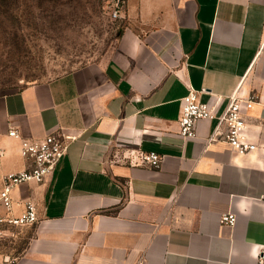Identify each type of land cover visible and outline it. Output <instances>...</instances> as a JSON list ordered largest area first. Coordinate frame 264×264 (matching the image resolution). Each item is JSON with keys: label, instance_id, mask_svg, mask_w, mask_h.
<instances>
[{"label": "crops", "instance_id": "1", "mask_svg": "<svg viewBox=\"0 0 264 264\" xmlns=\"http://www.w3.org/2000/svg\"><path fill=\"white\" fill-rule=\"evenodd\" d=\"M124 3L127 26L104 60L0 95V185L4 174L29 166L20 139L9 136L12 128L29 140L73 137L45 183L13 191L15 213L32 200L39 221L24 228L29 235L15 254L0 250V261L258 264L264 0ZM189 88L217 114L233 93L257 94L245 112L257 148L242 155L221 138L209 142L217 119L199 122L195 139H182L179 118ZM132 151L158 153L163 162L132 165ZM229 212L237 215L232 228L220 221Z\"/></svg>", "mask_w": 264, "mask_h": 264}, {"label": "rangeland", "instance_id": "2", "mask_svg": "<svg viewBox=\"0 0 264 264\" xmlns=\"http://www.w3.org/2000/svg\"><path fill=\"white\" fill-rule=\"evenodd\" d=\"M124 9V0H0V95L104 60L127 26ZM23 230L2 235L0 250L22 248Z\"/></svg>", "mask_w": 264, "mask_h": 264}, {"label": "built area", "instance_id": "3", "mask_svg": "<svg viewBox=\"0 0 264 264\" xmlns=\"http://www.w3.org/2000/svg\"><path fill=\"white\" fill-rule=\"evenodd\" d=\"M112 16L115 19L121 18V10L115 9ZM199 93V91L189 88L188 95L183 98L179 118V136L185 141L195 139L199 122L217 119V125L209 142L221 138L239 154L245 155L254 151L257 145L249 136L245 112L253 109L259 101V96L255 93L243 96L235 92L228 97L226 109L221 114H217L212 104L203 103L199 100ZM9 136L20 139L21 154L28 161L29 166L23 171L9 172L2 176L0 185V237L11 229L30 228L38 223V208L32 200L25 202L24 209L20 214L15 213L13 191L27 183H45L54 174L73 140L72 136H66L62 133H52L39 140H29L21 138L13 128L9 131ZM131 157L130 163L132 165L148 164L153 168H159L163 162V157L155 152L135 153L132 151ZM220 221L223 226L232 228L237 223V215L231 212L224 213L221 215ZM0 264H16V262L13 259L5 258L0 261ZM258 264H264L262 251L259 253Z\"/></svg>", "mask_w": 264, "mask_h": 264}]
</instances>
